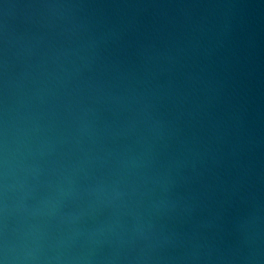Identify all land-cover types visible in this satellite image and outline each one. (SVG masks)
Instances as JSON below:
<instances>
[{"label": "water", "instance_id": "obj_1", "mask_svg": "<svg viewBox=\"0 0 264 264\" xmlns=\"http://www.w3.org/2000/svg\"><path fill=\"white\" fill-rule=\"evenodd\" d=\"M3 264H264V0H0Z\"/></svg>", "mask_w": 264, "mask_h": 264}, {"label": "clouds", "instance_id": "obj_2", "mask_svg": "<svg viewBox=\"0 0 264 264\" xmlns=\"http://www.w3.org/2000/svg\"><path fill=\"white\" fill-rule=\"evenodd\" d=\"M0 264H3V262H2V261H0Z\"/></svg>", "mask_w": 264, "mask_h": 264}]
</instances>
